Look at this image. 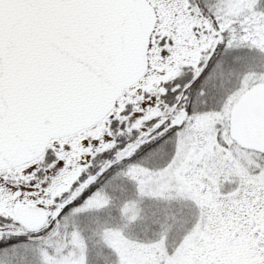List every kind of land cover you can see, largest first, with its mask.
Returning <instances> with one entry per match:
<instances>
[{"label": "snow or ice", "instance_id": "snow-or-ice-1", "mask_svg": "<svg viewBox=\"0 0 264 264\" xmlns=\"http://www.w3.org/2000/svg\"><path fill=\"white\" fill-rule=\"evenodd\" d=\"M90 244L264 264L262 0H0V264Z\"/></svg>", "mask_w": 264, "mask_h": 264}, {"label": "trees", "instance_id": "trees-1", "mask_svg": "<svg viewBox=\"0 0 264 264\" xmlns=\"http://www.w3.org/2000/svg\"><path fill=\"white\" fill-rule=\"evenodd\" d=\"M262 3H264V0H262ZM244 54L249 57H255L257 58V60H259L260 54L258 52H250V51L245 50ZM94 258H95V249L93 248L91 251V260H90L92 264H94Z\"/></svg>", "mask_w": 264, "mask_h": 264}, {"label": "rangeland", "instance_id": "rangeland-1", "mask_svg": "<svg viewBox=\"0 0 264 264\" xmlns=\"http://www.w3.org/2000/svg\"><path fill=\"white\" fill-rule=\"evenodd\" d=\"M259 58H260V56H259ZM85 235L87 236V235H89V233L88 232H85ZM21 240L23 241V240H25V238H21ZM92 249H93V247L91 246V244L89 245V264H92V262H90V260H91V251H92Z\"/></svg>", "mask_w": 264, "mask_h": 264}]
</instances>
